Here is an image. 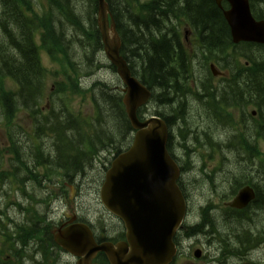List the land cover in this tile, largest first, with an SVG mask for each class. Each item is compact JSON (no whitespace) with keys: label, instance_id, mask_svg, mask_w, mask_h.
<instances>
[{"label":"trees","instance_id":"obj_1","mask_svg":"<svg viewBox=\"0 0 264 264\" xmlns=\"http://www.w3.org/2000/svg\"><path fill=\"white\" fill-rule=\"evenodd\" d=\"M107 2L123 39L121 53L143 83L151 89L155 84L159 85L158 107H165L166 112L163 99L167 97L168 88L175 93L177 90L184 97L192 89L190 85L187 90L178 88L179 81L186 80L187 73L192 76V65L190 60L175 59L171 46L176 39L167 37L181 34L176 26L182 20H190L191 26L198 29L205 48L203 56L207 71L213 61L226 67L242 54L249 61L248 70L243 72L254 83L252 92L264 99V45L244 42L250 47V53L230 51L229 28L215 0ZM97 13L98 0H0V122L10 130L9 125L19 110H29L36 119L38 115L42 117L45 115L42 112L45 98L49 97L52 102L53 98L59 97L66 113L53 112L52 117L44 118L47 129L56 131L58 138L54 145L57 153L53 148L50 153L55 151L61 167L66 172L74 171V176L85 175L88 162L98 156L100 150L112 146V154H118L128 147L133 130L118 88L100 80L86 86L82 82L83 77H92L97 70L107 66L116 70L100 56L103 43ZM44 54L56 68L51 69L45 64ZM237 64L245 66L239 61ZM49 77L55 78L52 91L47 83ZM211 79L210 74L200 82H211ZM204 89L210 94L208 101H202V106L216 105V88L208 86ZM87 94L93 102L94 112L89 117L69 106L71 100L79 96L85 98ZM196 95V98L201 96ZM52 103V109H55ZM159 115L168 121L163 112ZM59 118L66 119L67 124ZM119 138L121 144L118 145ZM13 151L19 158V147H14ZM42 151L39 156L44 158V145ZM248 158L254 161L255 155L250 154ZM203 211L206 213L207 210L203 208Z\"/></svg>","mask_w":264,"mask_h":264},{"label":"flooded vegetation","instance_id":"obj_2","mask_svg":"<svg viewBox=\"0 0 264 264\" xmlns=\"http://www.w3.org/2000/svg\"><path fill=\"white\" fill-rule=\"evenodd\" d=\"M249 4L253 17L256 20H264V0H249ZM224 20L227 23L226 19ZM227 26L229 28L228 23ZM177 28L181 34L167 36L176 39V43L171 46L176 55L175 59L181 62L190 60L193 72L202 74L200 69L202 63H205L203 56L205 48L200 41L198 29L191 26L190 20H182L176 26ZM229 32L232 39L230 28ZM229 48L230 51L251 52L250 47L244 43L232 42L229 44ZM238 61L241 62L239 59H233L232 64L226 67L214 64L220 69L219 74L216 75L215 70H211L213 63H210V69L206 76L211 74V82L196 83L194 80H198L200 76L195 75L189 79L188 73L186 80H183L181 75L179 89L182 90L185 87L187 90L189 82L192 84L191 93L186 92L187 99L177 90L175 93L173 90L171 91V88H168L166 105L171 132L169 149L175 154L181 165L190 170L189 180H194L192 177H196V174L195 176L192 174L195 172L198 174V178L202 176L208 184L213 174L207 173L206 170L209 168L208 160L213 158H217L219 162L230 160L232 173H235L232 174L233 177H229L227 168L224 174L228 177H225L222 184H215L216 191L223 186L219 203L214 204L213 201L205 199L202 204L198 205L196 195L199 190H195L194 193L187 191L189 214L185 220L186 225L184 224L182 230H179L175 236L178 251L170 264H229L234 259L238 264H253L254 262L264 264V258L259 257L260 252L264 256V228L259 224V220H263V217H260L261 214H257V218L254 213V210L264 213L262 208V203H264V99L259 94L254 95L252 92L254 85L251 83L250 76L243 72L245 69L248 70V61H245L244 67L238 65ZM178 69L181 71L180 67ZM243 75L249 76L245 79L247 81L244 83V88H240L239 91L233 90L231 86H235L237 83L240 85V77ZM208 86L216 88L214 93L218 99L216 105H209L206 108L202 106V101H208L207 97L210 93L204 89ZM158 88L159 85L155 84V100L153 102L155 108L158 107ZM195 93L201 96L198 98L190 96ZM238 94L241 95L240 98L237 97ZM197 108L200 109V113L206 116L210 125L201 128V130H193L187 126L184 128L182 120L187 122V118ZM209 128L211 129L208 130ZM198 152L206 153L201 165L197 162L201 157L195 156ZM232 153L235 154V160H233ZM250 154L255 155L254 161L249 160ZM255 161L259 164H256ZM53 163H56V159ZM244 163L245 169L242 168ZM249 167L254 169V175L251 174ZM242 172H244V176L239 175ZM17 175L16 178H6V185L3 183L6 187H0V198L8 197L10 200L3 208L0 207V264H79V262L87 264L83 256L74 255L55 245L58 244L57 234L70 226L81 225L80 233L87 237V229L82 226L87 225L91 230L90 238L98 245L118 244L126 239L124 223L114 218L110 212L102 211L97 206L87 207L80 203L75 208L74 202H72V210L69 206L68 210H64L63 215H59L58 221L50 220V223H44L39 220L38 228L40 230L34 237L25 241L26 236L24 235L27 234V230H30L27 209L30 185H34L41 179H29L24 185V180L19 177V172ZM204 175H207L209 179L207 180ZM19 182L23 185H19ZM238 185L251 186L256 194L247 206L231 208L228 205L237 196ZM259 192L262 193L259 194ZM81 201L84 203L83 197ZM13 206L17 209V214L14 216L17 220L10 214ZM208 206L212 208H208ZM203 208L207 210L206 213ZM196 217H201L202 221L196 222ZM256 225H261L260 230L255 229ZM36 226L34 225V227ZM248 227L253 230L248 231ZM11 230L17 232L13 234ZM20 231H24V234H19ZM90 248L89 244V251H91ZM46 249L51 250L52 256L49 258L44 257ZM29 254L36 255V258L29 257ZM39 254L40 258L37 257ZM89 263L110 264L103 251H98L93 258H90Z\"/></svg>","mask_w":264,"mask_h":264},{"label":"water","instance_id":"obj_3","mask_svg":"<svg viewBox=\"0 0 264 264\" xmlns=\"http://www.w3.org/2000/svg\"><path fill=\"white\" fill-rule=\"evenodd\" d=\"M222 0H216L221 7ZM224 11L234 42L264 44V20H256L248 0H227ZM98 27L104 52L115 65L124 86L123 102L128 119L136 130L132 145L111 164L100 191L104 205L121 217L127 228V242L99 247L112 264H167L176 251L173 236L186 213V202L177 183L180 168L167 148L165 120L152 116L142 121L138 109L147 104L151 91L132 74L121 55L122 39L106 0H99ZM218 73L213 66V71ZM254 197L245 187L231 203L243 207Z\"/></svg>","mask_w":264,"mask_h":264},{"label":"rangeland","instance_id":"obj_4","mask_svg":"<svg viewBox=\"0 0 264 264\" xmlns=\"http://www.w3.org/2000/svg\"><path fill=\"white\" fill-rule=\"evenodd\" d=\"M100 56L103 58V62L104 63H106V64L110 63L108 61V59L106 58L105 54L101 53ZM239 60L241 62H245L246 58L244 56H239ZM44 62L51 69L53 67L56 68L55 65H52L51 63L48 62L46 57H44ZM200 71L203 72L202 74H199L201 77L204 76V75L205 76L207 75V67H206L205 63L204 64L202 63V68L200 69ZM246 77H249V76L248 75L241 76L240 77V82H241L240 85L237 83V85L231 86V88H233V90L239 91L240 88L245 86L244 83L247 81V80H245ZM54 80H55V78L49 77V79L47 81L49 88L54 83ZM97 80H100V81H102L104 83H108L114 89L118 88L119 85H121V80H120L118 74L116 73V71H114L113 69H111L108 66L103 68V69L97 70V72L95 74H93L92 77L84 78V82L83 83H86V84L89 85L90 83H92L94 81H97ZM251 83H253L252 80H251ZM8 84H9V86H11V81H9ZM253 85H254V83H253ZM158 91H159V88H158ZM184 98H186V96ZM193 103L197 104L196 102H193ZM69 106L75 112H77V113L80 112L83 116H86V117L93 116V113H94L93 112V102H92V100H91V98H90V96L88 94L85 96V98H82V96L74 98L69 103ZM157 108L159 110H161V111H163V109H164V111H165V107L164 108L156 107V109ZM199 108L195 109L194 112L191 113V116L187 118V122H185L184 119L182 120L183 124L185 125V126H183L184 128L187 126V128H191L193 130H195V129L201 130V128L208 127L210 125L209 120L206 118L205 115L200 113V109ZM153 109H152V112H153ZM59 119L67 124L66 119H63V118H59ZM15 121L17 122V126H19L17 128V130H16V135L22 136L21 138H23V140L25 142L27 140L26 137L28 136V133L30 132L29 123L33 122L34 119L30 118L28 113L20 112L16 116ZM210 129L211 128H209L208 130H210ZM0 131L5 132V131H7V129H5L4 126H2L0 128ZM2 137H3L4 142H6V144H8L7 138L4 137L3 135H2ZM120 141L121 140L119 138V142H117L118 145L121 144ZM47 142H48V147H47ZM106 142L108 143V141H106ZM42 143H43L44 147H47L45 149V154H53V151H52V153H50V149L52 147V144L55 143L54 137L53 138L47 137V141H42ZM29 147H30L29 143L25 142V149L27 151H29ZM54 148H55V151L57 153V148L55 146H54ZM110 148H113V147L110 146ZM112 150H114V149H110V150L104 152L101 155V158H103L102 160H100V159L93 160L92 161L93 165L90 167V170H88V166H87V169L85 171L87 174L85 176H81L80 178H78V179H80V181L82 180V185H81L82 191H81V194H82V197L84 199V203L81 202V197L78 198V202H80L81 204H84L87 207H93V206L100 207V203H99V201H100L99 200V185L104 179V175H105L104 173H105V170H106V168L104 166L105 165L108 166L109 162L113 158V154L111 152ZM110 152H111V154H110ZM195 156L196 157H201L200 159L197 160L198 164L201 165L204 162V159L206 157V153L204 152V153L201 154L200 152H198V153L195 154ZM104 157H108V159L104 160ZM232 157H233V160H235V154L234 153H232ZM192 159H194V158L192 157ZM208 163H209L208 167L213 168V167L217 166L219 161H218L217 158L216 159L213 158L211 160H208ZM225 164H226V166L228 168V171H229V175L228 176L229 177H233L232 174H235V173L234 172L232 173V171H233V169L231 167L232 166V162H230V160L228 162H226V160H225ZM242 168L245 169V163H244ZM249 168L251 170V174L254 175V169H252L251 167H249ZM195 174H196V177H192L194 180H191L190 183H189L188 191L191 192V193H194L195 187L199 190V191H197V195H196L197 204L198 205L202 204L205 199H209L210 201H213L214 204L215 203H219V201L221 200V194L223 193L222 192L223 186H222L221 189L219 188L220 190L216 191L215 190L216 189L215 184L216 183L222 184V181L225 179V177H228V176H226V174H224L222 170H218V175L213 174L211 180L207 184V181H204V180H201V179L198 178V174L197 173L194 172L192 175L195 176ZM239 175L240 176H244V172L240 173ZM204 177L207 178V180L209 179V177L207 175H204ZM53 186H55V185H53ZM34 194H35V196L38 199V207L40 209L44 210L46 208V203L44 202L43 199L47 196L45 190L34 192ZM79 196H81V195H79ZM9 202H10V200L8 199V197L3 198V204H8ZM55 210H56V207H55ZM62 210L63 211L65 210V205L63 206ZM254 213H256L255 214L256 216H257V214H261L260 217H263V220L260 219L259 220V224H261L263 226V228H264V213H261L259 211H255V210H254ZM10 214L13 216V218H15L14 216H16V214H17V209H16L15 206H13L11 208ZM257 218H258V216H257ZM260 226L256 225L255 229L256 230L257 229L260 230ZM247 230L250 231V230H253V229L248 227ZM233 254H235V253H233ZM37 257H39V256H37ZM255 257H257V256H255ZM259 257L260 258H264L263 254L261 252L259 253ZM229 264H238V262L234 259Z\"/></svg>","mask_w":264,"mask_h":264},{"label":"bare ground","instance_id":"obj_5","mask_svg":"<svg viewBox=\"0 0 264 264\" xmlns=\"http://www.w3.org/2000/svg\"><path fill=\"white\" fill-rule=\"evenodd\" d=\"M107 1V0H106ZM108 3V2H107ZM108 5H109V3H108ZM98 9H99V0H98ZM98 14V13H97ZM170 22V21H169ZM195 96H197L196 94H194ZM194 95H192V97H195ZM199 95V94H198ZM43 144V143H42ZM229 160H226V162H228ZM256 164H259V163H257L256 162Z\"/></svg>","mask_w":264,"mask_h":264}]
</instances>
